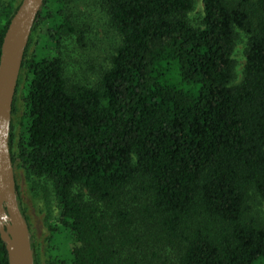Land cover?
<instances>
[{
    "label": "trees",
    "instance_id": "16d2710c",
    "mask_svg": "<svg viewBox=\"0 0 264 264\" xmlns=\"http://www.w3.org/2000/svg\"><path fill=\"white\" fill-rule=\"evenodd\" d=\"M103 2L120 44L96 86L66 75L64 38L85 40L66 0L43 1L23 53L11 163L50 184L72 242L47 264H264V0H202L196 26L195 0ZM20 3L0 0V54Z\"/></svg>",
    "mask_w": 264,
    "mask_h": 264
},
{
    "label": "rangeland",
    "instance_id": "374dc122",
    "mask_svg": "<svg viewBox=\"0 0 264 264\" xmlns=\"http://www.w3.org/2000/svg\"><path fill=\"white\" fill-rule=\"evenodd\" d=\"M66 5L70 15L72 14V19H76L79 29L85 32L83 44L77 43L75 35L64 38L61 52L66 75L69 79L84 85L96 86L102 73L110 66V60L120 44V36L110 24L103 0H66ZM202 16V0H195V9L189 14L191 24L199 25ZM247 41L248 36L238 31L233 54L235 79L232 85L240 83L243 78ZM32 49L33 45L30 47V50ZM25 80L23 71L13 116L16 139L23 127L21 119L25 107L21 92ZM14 175L38 256V264H47L48 261L56 258H66L72 242L68 232L58 231L60 208L50 184L43 180L38 182L30 180L25 170L18 165L14 167ZM80 191L82 190L76 189V192ZM253 204L255 211L263 216L264 202L255 196Z\"/></svg>",
    "mask_w": 264,
    "mask_h": 264
},
{
    "label": "water",
    "instance_id": "95a60500",
    "mask_svg": "<svg viewBox=\"0 0 264 264\" xmlns=\"http://www.w3.org/2000/svg\"><path fill=\"white\" fill-rule=\"evenodd\" d=\"M44 0H21L10 20L0 54V238L9 264H34L28 223L23 217L15 189L10 159L11 111L20 75L24 49L28 45Z\"/></svg>",
    "mask_w": 264,
    "mask_h": 264
}]
</instances>
